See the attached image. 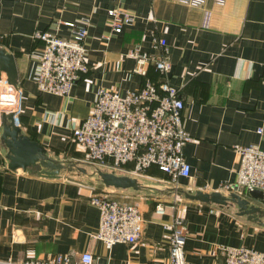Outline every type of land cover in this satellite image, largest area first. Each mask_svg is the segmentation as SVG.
<instances>
[{
	"label": "crops",
	"instance_id": "1",
	"mask_svg": "<svg viewBox=\"0 0 264 264\" xmlns=\"http://www.w3.org/2000/svg\"><path fill=\"white\" fill-rule=\"evenodd\" d=\"M117 6L134 19L114 33L106 11ZM203 6L210 11L207 28L201 27V8L177 0H0V50L13 56L17 71L13 123L64 166L56 176L40 174V166L11 169L0 138V260L61 253L70 264H81L78 257L87 251L101 262L168 264L162 223L173 213L186 224L187 264H222L219 246L264 252V198H249L235 185V148L264 149V0H204ZM81 17L89 20L86 71L66 97L40 92L29 75L41 45L33 34L56 30L66 36V26L58 22ZM152 35L166 42L168 82L182 99L181 123L190 136L182 146L189 174L177 180L173 212L167 176L155 166L136 177L137 189L105 185L88 167L111 171L81 164L84 152L71 139L97 89L123 93L140 86L142 78L132 72L134 60L124 54L131 48L153 53ZM146 69L155 78L151 63ZM0 79L7 82L1 68ZM8 116L0 112V127L11 122ZM96 193L137 205L143 217L137 241L105 248L95 238L98 212L89 198ZM196 193H217L225 201L187 196ZM232 194L255 209L241 214L227 200ZM158 201L167 205L161 216L153 213Z\"/></svg>",
	"mask_w": 264,
	"mask_h": 264
},
{
	"label": "built area",
	"instance_id": "2",
	"mask_svg": "<svg viewBox=\"0 0 264 264\" xmlns=\"http://www.w3.org/2000/svg\"><path fill=\"white\" fill-rule=\"evenodd\" d=\"M177 1L201 8V27L209 26L210 11L203 6L204 0ZM106 13L110 31L114 33L120 32L124 25L134 19L131 12L118 6L108 9ZM58 24L66 26V36L58 35L56 30L36 31L33 34L41 45L35 53L36 60L29 75L40 92L66 97L73 83L87 69L84 40L89 20L81 17ZM151 49L153 53L138 48L125 52V56L134 60L132 72L142 78L140 86L123 93L97 89L88 114L71 129V139L82 148L84 161L94 167L123 172L136 179L150 166H155L167 176L166 182L170 184L174 196V201L168 207L173 212L175 201H178L177 180L189 174L182 146L190 140V136L181 123L182 99L178 90L168 82L171 64L164 38L152 35ZM149 63L161 75L158 85L145 77ZM6 83L0 79V88ZM15 106L16 100L13 112ZM257 131L260 133L261 130ZM235 153L238 161L235 185L244 192L258 189L264 198V149L240 145L235 148ZM223 187L228 189L230 185ZM89 203L98 212L95 238L105 248L139 239L143 217L135 203L120 202L105 193L91 195ZM166 206L163 202H156L153 213L163 215ZM162 227V237L168 246V264H187L183 247L186 236L184 218L173 213L168 222L162 223ZM219 251L222 264H264V252L251 247L219 246ZM78 259L81 264H115L98 261L87 251L82 252ZM0 264H70V257L55 253L45 259L0 260Z\"/></svg>",
	"mask_w": 264,
	"mask_h": 264
},
{
	"label": "water",
	"instance_id": "3",
	"mask_svg": "<svg viewBox=\"0 0 264 264\" xmlns=\"http://www.w3.org/2000/svg\"><path fill=\"white\" fill-rule=\"evenodd\" d=\"M0 68L7 75V83L0 88V111L3 114L9 115L11 121L9 124L4 122L0 127V138L3 146L6 149V157L9 160V168L15 169L18 167L26 168L29 166L42 167L39 171L42 175L56 176L58 170L64 166L45 155V149L42 145L30 139L26 135L20 133V129L13 123V107L16 100V66L13 56L0 50ZM95 174L105 185H111L119 188L131 187L137 189L139 187L135 178L127 175H115L111 172L97 170ZM201 201H213L219 204L224 203L225 198L217 193L187 195ZM245 196L253 199H262V191L254 189L247 191ZM233 202L239 209L240 213H248L255 208L247 207L248 201L246 198L232 194L227 199Z\"/></svg>",
	"mask_w": 264,
	"mask_h": 264
},
{
	"label": "trees",
	"instance_id": "4",
	"mask_svg": "<svg viewBox=\"0 0 264 264\" xmlns=\"http://www.w3.org/2000/svg\"><path fill=\"white\" fill-rule=\"evenodd\" d=\"M147 69H148V67H147ZM146 69V74H145V77H147L148 79H150L151 81H152V83L154 84V85H158V83L160 82V80H161V75L153 68V65L151 64V69H152V71H153V73L155 74V78H152V77H150L149 75H148V73H147V70ZM157 169V168H156ZM158 170V169H157ZM159 171V170H158ZM161 172V171H160Z\"/></svg>",
	"mask_w": 264,
	"mask_h": 264
},
{
	"label": "rangeland",
	"instance_id": "5",
	"mask_svg": "<svg viewBox=\"0 0 264 264\" xmlns=\"http://www.w3.org/2000/svg\"><path fill=\"white\" fill-rule=\"evenodd\" d=\"M81 164H83V165H88V163H86V162L84 161V158H83V162H82ZM88 166H89V165H88ZM88 168H89V170L92 171V174H94V176H96L94 170L97 171V170H99V169H94V168H91L90 166H89ZM164 185L170 187V184H168L166 181L164 182ZM170 189H171V188H170Z\"/></svg>",
	"mask_w": 264,
	"mask_h": 264
}]
</instances>
